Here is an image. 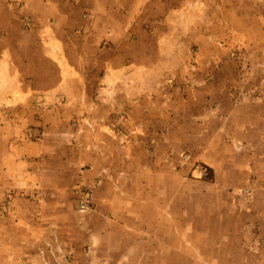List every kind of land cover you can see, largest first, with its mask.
I'll list each match as a JSON object with an SVG mask.
<instances>
[{"label": "rangeland", "instance_id": "1", "mask_svg": "<svg viewBox=\"0 0 264 264\" xmlns=\"http://www.w3.org/2000/svg\"><path fill=\"white\" fill-rule=\"evenodd\" d=\"M201 1L0 0V264H264V0Z\"/></svg>", "mask_w": 264, "mask_h": 264}, {"label": "crops", "instance_id": "2", "mask_svg": "<svg viewBox=\"0 0 264 264\" xmlns=\"http://www.w3.org/2000/svg\"><path fill=\"white\" fill-rule=\"evenodd\" d=\"M199 1V2H198ZM185 2H186V6H188V11H187V14L189 15V16H192V17H190L191 18V22H190V26H188V27H190V28H192L193 29V31L195 32L196 30H198V28H201V27H203L205 24H207V18L209 17V15H208V12H207V9L206 10H204V11H200V10H196L197 8H199L200 9V5L198 4V3H200V2H202L201 0H185ZM205 8H209V6L207 7V5H206V0H204V5H203ZM211 7V6H210ZM213 8L216 10V11H214L213 13H211V14H213V15H211V16H213V17H216L217 19V22H218V25H222V27L227 23L225 20H226V18L224 17V16H222V12L220 11V15H218L219 13H218V7H216V5H214L213 6ZM183 13V11H180L179 12V14H180V16H181V14ZM196 14H198V15H196ZM170 22L172 23V24H175V19H176V14L174 13H170ZM208 15V16H207ZM196 19V20H195ZM206 27H207V25H206ZM191 29V30H192ZM3 44V43H2ZM1 44V45H2ZM48 49L50 50V49H54V48H52V46L50 45V46H48ZM55 51V53L56 52H58L59 54H56V56L58 55L59 56V62H60V65H61V67H63V69H65L66 68V64L64 63V58L61 56V53H60V51H61V49L60 48H58V49H54ZM7 53H5V54H3V55H0V94H2L3 92H4V89H5V87H6V83L8 82V80H9V75H10V71H11V69H12V62H10L8 59H9V54L8 55H6ZM55 56V55H54ZM57 56V57H58ZM11 57V56H10ZM51 66V65H50ZM124 68H126V66L124 67ZM127 68L129 69L130 68V66H127ZM113 72H116V70L115 69H112L111 70V72H109V73H113ZM13 78H15V79H19L20 77H21V75H17V73H16V71H15V74H13V76H12ZM110 78H112L111 76H108L107 77V80L106 81H108V83L112 86V83H113V81L114 80H111ZM20 82H21V80H20ZM19 90H23L24 88H25V86H24V84L23 83H21L20 85H19ZM65 89H61V88H59V91H58V93H65V95H66V90L64 91ZM113 93H114V90H111ZM125 93V92H124ZM57 127H59L57 130H55V129H52V131H57V132H59L60 131V124H55ZM48 132H51V131H49L48 130ZM11 147H12V144H11ZM1 159L3 158V157H0ZM0 159V160H1Z\"/></svg>", "mask_w": 264, "mask_h": 264}]
</instances>
